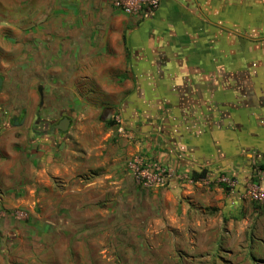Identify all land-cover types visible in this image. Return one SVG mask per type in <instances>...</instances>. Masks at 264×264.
<instances>
[{"label": "crops", "instance_id": "crops-1", "mask_svg": "<svg viewBox=\"0 0 264 264\" xmlns=\"http://www.w3.org/2000/svg\"><path fill=\"white\" fill-rule=\"evenodd\" d=\"M60 1L47 133L21 119L0 142V264H264V205L245 193L264 169V0L131 16ZM139 154L210 185L144 188L127 166Z\"/></svg>", "mask_w": 264, "mask_h": 264}, {"label": "rangeland", "instance_id": "rangeland-1", "mask_svg": "<svg viewBox=\"0 0 264 264\" xmlns=\"http://www.w3.org/2000/svg\"><path fill=\"white\" fill-rule=\"evenodd\" d=\"M62 10L60 0H0V113L12 117L0 125V142L13 134L14 121L25 119L31 130L38 121L47 125L49 21L55 25L52 36L59 38ZM117 256L125 259L123 253Z\"/></svg>", "mask_w": 264, "mask_h": 264}, {"label": "built area", "instance_id": "built-area-1", "mask_svg": "<svg viewBox=\"0 0 264 264\" xmlns=\"http://www.w3.org/2000/svg\"><path fill=\"white\" fill-rule=\"evenodd\" d=\"M112 6L124 15H150L155 12L160 5V0H111ZM117 124V131L125 133L119 117L114 118ZM129 174L144 188L166 187L172 180L182 186L205 185L209 186L210 181L202 173L184 174L176 173L160 162L148 159L143 155H135L128 162ZM219 184L227 189L238 187V181L230 178H220ZM245 193L250 200L257 205H264V169L259 168L255 172V179L245 185Z\"/></svg>", "mask_w": 264, "mask_h": 264}, {"label": "water", "instance_id": "water-1", "mask_svg": "<svg viewBox=\"0 0 264 264\" xmlns=\"http://www.w3.org/2000/svg\"><path fill=\"white\" fill-rule=\"evenodd\" d=\"M3 82H4L3 77L0 74V92L2 90ZM69 125H70V120L67 117H65L58 124L53 126L52 130H58L59 132L65 133L68 131Z\"/></svg>", "mask_w": 264, "mask_h": 264}, {"label": "flooded vegetation", "instance_id": "flooded-vegetation-1", "mask_svg": "<svg viewBox=\"0 0 264 264\" xmlns=\"http://www.w3.org/2000/svg\"><path fill=\"white\" fill-rule=\"evenodd\" d=\"M0 74H1V72H0ZM1 76H2V74H1ZM37 124H38V127H37L38 129L41 128V129H43V131H45V129H47V125H45L44 123L38 121ZM50 128L51 127H49V129Z\"/></svg>", "mask_w": 264, "mask_h": 264}, {"label": "trees", "instance_id": "trees-1", "mask_svg": "<svg viewBox=\"0 0 264 264\" xmlns=\"http://www.w3.org/2000/svg\"><path fill=\"white\" fill-rule=\"evenodd\" d=\"M38 124H36L33 128V133L32 134H35V133H40V131H38Z\"/></svg>", "mask_w": 264, "mask_h": 264}]
</instances>
